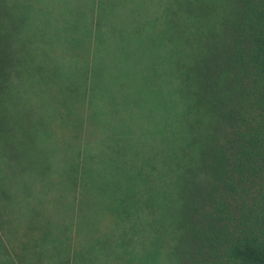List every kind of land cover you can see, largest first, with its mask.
I'll use <instances>...</instances> for the list:
<instances>
[{
    "label": "trees",
    "instance_id": "1",
    "mask_svg": "<svg viewBox=\"0 0 264 264\" xmlns=\"http://www.w3.org/2000/svg\"><path fill=\"white\" fill-rule=\"evenodd\" d=\"M14 1L0 0V264L120 262L121 254L150 264H264V0H153L150 16L137 12L140 0L75 18L54 10L55 36L78 42L62 62L32 28L46 6ZM146 41L161 54L160 72L147 66ZM115 48L132 91L122 90L129 98L109 141L92 89ZM42 91L53 101L49 125L29 106ZM50 132L54 141L65 134L70 150L62 184L39 176L47 156L25 151ZM37 183L46 206L14 215L13 193L33 196ZM81 201L90 212L104 208L90 220L103 227L92 239L82 233ZM122 228L116 243L112 230Z\"/></svg>",
    "mask_w": 264,
    "mask_h": 264
},
{
    "label": "rangeland",
    "instance_id": "2",
    "mask_svg": "<svg viewBox=\"0 0 264 264\" xmlns=\"http://www.w3.org/2000/svg\"><path fill=\"white\" fill-rule=\"evenodd\" d=\"M18 0L14 1V4L17 3ZM39 3H42L44 6H46L47 9L44 11H47L48 14L45 16L44 12L38 13L37 17L38 19L43 20L42 24H32V28L36 32L35 38L39 41V44L42 48L45 49L46 55L49 57V59L53 62L57 61H63L61 55L67 51V48L75 47L77 46L78 42L76 40H70L63 36H55L56 28H54L53 24L48 20V16L52 11L54 10L61 12V17L67 18V16L74 17L80 16L82 14H85L84 10H90L93 8V5H101L105 7L99 8V10L104 9H110L115 8L119 9L122 7L115 6V3L111 0H98L97 2H93V0H38ZM155 6H153V0H150V6H147L146 0H140L139 6H136L137 12L139 14H142L143 16H150L153 14L152 10ZM45 16V17H44ZM44 18V19H43ZM54 35V37H53ZM145 45V52L147 54V66L151 68H157L158 72H160L161 66H160V52H152L150 49V44L148 41L144 43ZM115 48L114 50L110 51L109 60L106 64H104L102 71L99 75V77H96V74L94 75V81L93 84H95V88L92 90L94 91L92 94V97L96 101L97 107L100 110V112L104 113V116L107 120L111 122L110 130L108 129L107 134L102 130L101 131V137L105 136L108 137V140L110 141L112 135V131L116 130L118 126L119 120L118 114L123 117L124 112L122 110V106L124 105L125 101L128 100L129 96L128 94H124L122 90L124 89H131L129 87V84H125L123 81V76L121 75V71H119V56H117ZM108 54V53H106ZM66 59L69 60H77L76 57H68L66 56ZM57 69V68H56ZM58 70V69H57ZM66 70V69H65ZM147 71H149V68H147ZM157 71V70H156ZM160 75V73H158ZM53 78L56 75L54 71H52ZM38 91V89L36 88ZM35 99L32 98V103L29 105L32 108V119L34 121L37 120H46L49 117L52 118L54 115V106L53 101L51 102L49 98L45 96V91H42L37 96H34ZM37 101V102H36ZM35 102V103H34ZM60 104V103H59ZM62 107L63 104H60ZM142 109L147 108L146 104H141ZM83 114L86 116L87 112L82 111ZM112 115V116H111ZM53 119L46 120V124L49 125V121ZM53 134L51 132L49 134H45L41 138H36L34 142H28L25 148V151L27 153V156L29 159L34 160L38 157L37 152L43 153L45 156H47L48 161L50 163V167L48 169L47 173H41V176L43 180H49V184L52 183H60L62 184L61 180L64 182L63 177L66 176V174L69 171V161H70V150L66 146L65 142V134L62 135L57 132V139L54 141ZM51 143V144H50ZM32 149H31V148ZM37 151V152H36ZM47 152V153H46ZM42 156V155H41ZM57 163L59 167V174L56 173L57 166L54 164ZM105 169L101 167V175L105 174ZM64 172V173H63ZM35 173H37V168H35ZM38 174V173H37ZM18 177H14L13 180L16 181ZM27 179H29V176H27ZM102 179V178H101ZM39 183H37L33 196L26 195L25 193H20L18 191H15L13 194V200H12V212L14 215H17L20 218H24V213H20V208L23 205L24 207L30 209V206L33 205L35 207V201L40 204H44V207L46 206V202L42 199L40 189L38 188ZM41 186V185H40ZM18 187L17 185L14 186V188ZM44 187L46 188V183L44 182ZM44 191V189H43ZM85 202L81 201L79 205L76 206V208L81 209V218H83L85 224H87L86 227L83 228L84 231L82 233L87 239H92L95 231H101L103 228L100 223H102L99 219L104 218L105 212L103 205L99 202L98 208L96 206L91 207V212L88 210H85ZM93 217H99V222L92 221L90 223V220H92ZM90 228V229H89ZM96 229V230H95ZM110 231V229H109ZM114 232V239L117 240L116 243H121L120 240H124L126 238V234L128 230L119 229ZM111 232V233H112ZM141 236V237H140ZM138 244L142 243V240L140 242V239H142V233L139 232V236L136 237ZM64 245L65 240H63ZM67 255L71 253V249H66L64 251ZM122 257H118V260L120 262H91L90 264H150V262H122L123 258H126L123 254H121ZM136 260L138 258H135ZM100 261L101 258H100ZM157 263V262H154Z\"/></svg>",
    "mask_w": 264,
    "mask_h": 264
}]
</instances>
